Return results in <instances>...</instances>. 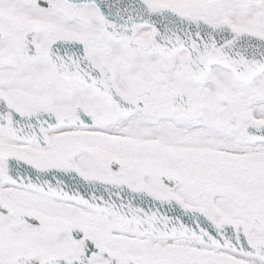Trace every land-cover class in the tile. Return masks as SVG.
I'll return each instance as SVG.
<instances>
[{
	"label": "snow or ice",
	"instance_id": "1",
	"mask_svg": "<svg viewBox=\"0 0 264 264\" xmlns=\"http://www.w3.org/2000/svg\"><path fill=\"white\" fill-rule=\"evenodd\" d=\"M0 264H264V0H0Z\"/></svg>",
	"mask_w": 264,
	"mask_h": 264
}]
</instances>
